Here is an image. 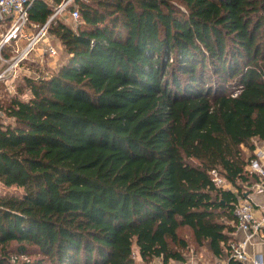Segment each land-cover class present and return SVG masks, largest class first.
I'll return each mask as SVG.
<instances>
[{
  "label": "trees",
  "instance_id": "obj_1",
  "mask_svg": "<svg viewBox=\"0 0 264 264\" xmlns=\"http://www.w3.org/2000/svg\"><path fill=\"white\" fill-rule=\"evenodd\" d=\"M63 1L32 0L28 29L65 62L32 54L14 100L0 84V185L22 191L0 195V264L179 263L182 228L228 259L264 142V0H74L50 21Z\"/></svg>",
  "mask_w": 264,
  "mask_h": 264
},
{
  "label": "built area",
  "instance_id": "obj_2",
  "mask_svg": "<svg viewBox=\"0 0 264 264\" xmlns=\"http://www.w3.org/2000/svg\"><path fill=\"white\" fill-rule=\"evenodd\" d=\"M74 0H64L55 9L50 21L57 17L66 15L68 7ZM32 0H0V18L9 20V28L0 36V84H4V94L7 97L16 99L18 96L17 87L21 77V68L30 59L32 54H38L42 50L44 56L55 58L59 49L51 43L48 34V25L45 24L36 32L28 29V11ZM71 20L77 23L80 15L75 9L71 13ZM20 39L26 41L24 46L17 47L13 55L6 56L5 50ZM235 92L233 96H237ZM248 171L257 176V181L252 185V192L256 195H264V142L257 144L253 151V159L249 162ZM212 181L218 189L233 191L232 185L217 171L210 172ZM230 187V188H229ZM234 192V191H233ZM236 218V230L244 234L242 240H232L228 245V259L225 262L214 264H229L230 261L242 263L247 260V249L252 244L253 239L264 232V216L258 217L254 210L253 202L248 197L242 198L234 209ZM22 259L27 258L22 256ZM17 257L13 261H17ZM191 264H211L197 263L195 259ZM254 264H263L260 257L254 259Z\"/></svg>",
  "mask_w": 264,
  "mask_h": 264
},
{
  "label": "rangeland",
  "instance_id": "obj_3",
  "mask_svg": "<svg viewBox=\"0 0 264 264\" xmlns=\"http://www.w3.org/2000/svg\"><path fill=\"white\" fill-rule=\"evenodd\" d=\"M66 18H68V17L66 16ZM68 21H70V24L74 23V22H72V20L68 19ZM51 43H52V39H51ZM52 44L56 47L59 46L58 49L60 48L58 55L55 58H50L47 55L40 58L35 54L30 59L33 62H37L38 64H40L41 68H43L45 73H47L49 71L51 72L52 70H55L61 63L65 62V60H66V53L64 51V48L61 47L59 44H54V43H52ZM20 72H21V78L22 79L24 78L22 76H24L25 74L34 75V76L41 74V72L39 70H37V67L35 65H31V61L26 62V64H24L23 67L21 68ZM5 97L7 100H14L10 97H7V96H5ZM0 119L2 121H5L6 123L11 122L10 119L3 116L1 113H0ZM251 143L254 144V146H256L257 144H260V142L255 141V140L252 141ZM242 149L245 152V154L247 156H249V154H250L249 150L245 146H243ZM231 187L233 188V190L236 189L233 186H231ZM242 188L245 189V186L243 185ZM249 190L250 189H248V191ZM5 194L21 195L22 191H21V189H17V188H4L0 185V195H5ZM180 235L186 240V242L188 244L187 249L180 250L181 253L183 254L184 258H185V261L179 262V263L172 262V264H187L190 261V258H192L193 256H195V258L200 260L202 263H211L214 261L213 255L210 253V251L208 250L206 245L197 246L194 243L192 233L189 229L182 228L180 230ZM134 259L136 261V264H162L161 259H154V260H151L149 263L144 262L140 258V256L138 255L137 249H134Z\"/></svg>",
  "mask_w": 264,
  "mask_h": 264
},
{
  "label": "crops",
  "instance_id": "obj_4",
  "mask_svg": "<svg viewBox=\"0 0 264 264\" xmlns=\"http://www.w3.org/2000/svg\"><path fill=\"white\" fill-rule=\"evenodd\" d=\"M9 28V20L0 18V36L6 30ZM26 41L20 39L17 43H14L12 46H9L5 50L6 56H10L14 49L20 46H24ZM38 57L42 58L44 57L42 50L39 51ZM21 78V77H20ZM253 185V184H252ZM252 187V186H251ZM235 193H237V190H233ZM248 197L252 200L254 210L256 212V215L258 217L264 216V195H256L255 193L252 192V189L250 188V191L247 192ZM246 194V196H247ZM245 196V197H246ZM244 238V234L242 232H238L235 228V231L232 234V240H242ZM247 260L239 263V264H254V259L260 257L262 259V262L264 264V232L256 236L255 239H253V242L251 245L248 246L247 249ZM195 259L197 263H200L201 261L196 259L195 256L190 258V261L187 264H191V261ZM214 261L211 262V264L217 263V262H225L227 259H219L213 256Z\"/></svg>",
  "mask_w": 264,
  "mask_h": 264
}]
</instances>
